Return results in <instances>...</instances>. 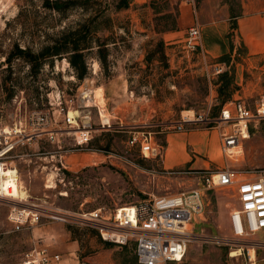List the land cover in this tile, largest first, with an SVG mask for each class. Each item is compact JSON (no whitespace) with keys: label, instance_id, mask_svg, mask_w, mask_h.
I'll use <instances>...</instances> for the list:
<instances>
[{"label":"rangeland","instance_id":"374dc122","mask_svg":"<svg viewBox=\"0 0 264 264\" xmlns=\"http://www.w3.org/2000/svg\"><path fill=\"white\" fill-rule=\"evenodd\" d=\"M120 1L77 0L58 11L47 7L46 0H0V154L13 145L0 155V161L5 162L7 172L18 175L19 188L28 196L27 203L71 213L103 208L109 217L114 208L138 204L154 195L199 189L205 197L203 218H198L196 230L209 236L229 235L230 211L240 205L237 194L231 189L209 188L205 171L224 167L254 175L264 171V121L252 127L243 153L231 158L220 149L219 129L205 125L191 129L187 125L178 131L176 126L190 110L201 111L209 104L216 117L224 98L264 95V71L236 66L239 57L225 54L223 72L228 71L232 81L228 92L220 95V74L212 75L210 82L201 57L186 53L181 41L168 45L165 33L153 32L154 18L148 8L132 3L127 9H119ZM224 3L238 12L240 0H172L168 10L173 16L171 21L178 22L177 30H183L179 39L183 41L189 28L198 22L210 45L220 43L216 33L221 32L225 47H234L232 21L211 25L213 19L223 20L220 4ZM96 11L105 15L98 18L96 31L89 36L92 47L84 53L83 78L78 77L70 63L69 53L47 55L35 69L24 56L9 59L16 46L40 52L62 40ZM159 38L166 41L169 66L158 55L152 56L149 63L146 61ZM100 43L107 44L105 61L100 59ZM236 49L243 50L239 44ZM177 59L180 65L176 64ZM253 73L255 80L248 78ZM246 80L250 82L246 84ZM60 103L71 112L91 116L93 152L77 150L75 135L60 113ZM99 108L111 118L109 131L101 129ZM39 112L52 116L50 127L58 131L56 140L36 135L43 127L33 124L31 117ZM147 130L153 132L165 150L162 159L148 158L142 166L144 158L137 151L128 150L127 140L133 132ZM173 140L184 141L176 158L184 163L191 156L192 161L174 168L180 173L170 174L164 172V167L170 169L164 161L173 153L171 147L168 149ZM9 212L8 200L0 197V264H24L26 253L40 238L61 254L59 264H99L95 260L124 264L125 258L139 263L133 242L125 248H110L103 243L101 250L97 244L102 239L94 238L92 228L47 216H42L32 228L14 231ZM258 240H264V230L247 236L234 247L200 240L190 245L183 261L167 264H264V247L253 249Z\"/></svg>","mask_w":264,"mask_h":264},{"label":"built area","instance_id":"2783aa9c","mask_svg":"<svg viewBox=\"0 0 264 264\" xmlns=\"http://www.w3.org/2000/svg\"><path fill=\"white\" fill-rule=\"evenodd\" d=\"M181 44L186 53L201 57L210 82L212 75L222 74L223 65L219 63H215L214 69H210L200 23L197 22L189 28ZM59 106L67 127L75 135L77 150L93 152L95 149L91 146V133L94 128L91 116L80 114L74 116L62 103ZM104 111L99 108L100 125L102 130L109 131L112 128L111 118L104 116ZM190 111L191 114L182 116V120L178 122L176 126L178 131L185 130L187 125L191 129L200 125L219 129L222 153L229 158L238 157L243 153L244 142L250 137L252 127L255 123L264 121V95L251 99L232 98L222 105L216 117L212 113L211 104L201 111ZM31 120L33 124L43 127L37 136L44 134L50 140L57 139L58 131L50 127L53 122L51 115L39 112L35 113ZM127 146L129 151L135 150L145 159L160 160L164 156V146L157 142L152 131L133 132L127 140ZM12 148L13 145L3 153ZM107 154L115 155L120 160L123 158L118 153ZM1 165L6 167L5 162H1ZM164 172L180 173L174 168L165 169ZM205 173L207 174L205 183L209 188L231 189L237 194L240 205L230 211L229 235L209 236L196 230L198 218H203L205 197L199 189L154 195L138 204L114 208L109 217L105 215L103 208L71 213L50 206L39 207L27 203L28 197L11 195L8 191L12 186L3 190L0 197L8 200L10 206L8 220L13 223L14 231L32 228L40 223L42 216H47L70 225L95 229L104 241L113 242L120 247L133 241L140 264H167L183 261L190 245L200 240H214L219 244L234 247L247 236L256 235L264 230V171L254 175L237 168L224 167L218 170L207 169ZM44 241L40 238L37 245L26 253L24 264H49L61 260V254L52 253ZM255 247H264V240L255 241L253 249ZM249 255L251 256L250 250Z\"/></svg>","mask_w":264,"mask_h":264},{"label":"trees","instance_id":"16d2710c","mask_svg":"<svg viewBox=\"0 0 264 264\" xmlns=\"http://www.w3.org/2000/svg\"><path fill=\"white\" fill-rule=\"evenodd\" d=\"M133 1L134 0H121L120 3L117 4V6L119 9H127L130 7ZM171 1L172 0H149L148 2L143 4V7L148 8L150 13H152L153 15L154 25L152 26V30L157 35H161L163 33L178 29L177 20L173 19L171 21V18L173 16L170 10H168L169 3ZM75 3H77V0H64V1L46 0L45 2L47 7L56 9L58 11H63L65 8H68V5ZM103 15L105 14H102V12L100 11H96L92 16L89 17V19L85 23L80 24V26H78L76 29L69 31V34L66 37H64L62 40L61 39L57 40L56 42L51 44V46L45 47L40 52H35L32 49H28V48L23 49V48H19V46H16L9 59L11 60L12 58L15 57L19 58L21 56H24L28 58V60L30 61L32 65V69H35L36 66H40L42 64V59H44L47 55L59 56L64 53H69L68 56L69 61L72 64V66L77 70L78 77L81 79L86 74V59L84 53L86 50L92 47V41H90L89 36H91V34L96 31L94 24L98 21V18ZM106 45H107L106 43L98 44L99 47L98 49L100 51V59L102 61H105L107 59L108 49ZM154 55H158L161 61L164 62V65L166 64L165 66H169L167 62V54H166V41L163 38L158 39V41L154 45L153 50H151L150 53L147 54L146 61L149 63L151 57ZM222 61H226L225 58H222ZM231 81L232 78L229 75L228 71H225L219 75V79L217 83L219 84L218 91L220 95H224V93L228 92V89L230 88L231 85ZM230 99L224 98L221 101V107L224 103H226ZM143 160L146 159L144 158L141 160L142 166H144ZM92 231L99 238H101V236L95 229H92ZM101 241H103V243L110 248L118 246L110 241H104L103 239ZM127 245L122 246V248H125ZM135 258H137L136 254H135ZM130 261H131L130 259L125 258L124 264H136V261L133 260L131 261V263H129Z\"/></svg>","mask_w":264,"mask_h":264},{"label":"crops","instance_id":"0c3cea01","mask_svg":"<svg viewBox=\"0 0 264 264\" xmlns=\"http://www.w3.org/2000/svg\"><path fill=\"white\" fill-rule=\"evenodd\" d=\"M149 0H134L133 3L144 4ZM206 3L211 2L212 0H204ZM187 5L185 1H182V4ZM220 11L223 14L222 19H213L211 25H217L221 22L232 21L234 28L232 31L234 32V47L226 48L224 45V36L221 32H217V38H219L220 43L216 45H210L208 42V35L205 36L204 40L206 44V49L208 51V58L210 66H213L215 63H219L221 65L225 64V61H222V57L225 54H229L231 57H239V62H236V66H248L247 69H261L264 71V0H240L239 10L237 13H234L233 6L228 3L220 4ZM186 30V29H185ZM183 30L169 31L164 34V38L167 41L168 45H176L182 39H179ZM187 33V32H186ZM207 40V43H206ZM239 44L240 47L243 48L241 52H237L236 45ZM174 51V49H172ZM235 60V59H234ZM174 65H180V59H177L176 64L174 60ZM195 64V63H194ZM193 64V65H194ZM191 65V64H190ZM196 65V64H195ZM225 66V65H224ZM227 66V65H226ZM255 73L249 79H256ZM244 82V78H240ZM258 80H260L258 78ZM250 82L246 80V84ZM236 98V97H233ZM241 98V97H240ZM195 130V129H194ZM177 143L173 140L170 142L168 149L171 147L172 154L168 161H164L170 167L175 168L179 167L182 164L188 163L192 161V157L188 158L184 163L177 159L178 156L176 151L180 150L179 147L184 144L179 140H176ZM68 167V166H67ZM167 169L166 167H164ZM94 238H98L97 235H94ZM103 241L97 244L101 250V245ZM52 253H58V251L51 250ZM103 252V251H101ZM61 261V260H60ZM59 261V262H60ZM59 262H52L49 264H59ZM96 263L105 264L101 260H95Z\"/></svg>","mask_w":264,"mask_h":264},{"label":"bare ground","instance_id":"6f19581e","mask_svg":"<svg viewBox=\"0 0 264 264\" xmlns=\"http://www.w3.org/2000/svg\"><path fill=\"white\" fill-rule=\"evenodd\" d=\"M70 113H71V115H74V116H76L78 114L77 111H72ZM189 113L191 114L192 112H189ZM18 131H19V129L17 130V132ZM2 154H3V152L0 155H2ZM8 186H12V187L9 188V191H8L11 195L18 196V197L27 196L26 191L24 189H20L19 188L18 175L15 174L14 172H11V171L7 172L5 170V167H3L1 165V162H0V193L3 190H6ZM253 252L255 253L254 250H253ZM251 257L253 258L252 255H251Z\"/></svg>","mask_w":264,"mask_h":264}]
</instances>
